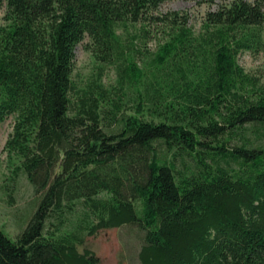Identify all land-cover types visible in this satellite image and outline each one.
Masks as SVG:
<instances>
[{
	"label": "trees",
	"instance_id": "trees-1",
	"mask_svg": "<svg viewBox=\"0 0 264 264\" xmlns=\"http://www.w3.org/2000/svg\"><path fill=\"white\" fill-rule=\"evenodd\" d=\"M164 1L0 0V121L15 114L13 178L37 194L15 238L0 227V264H101L80 245L124 224L142 264H264V82L238 60L264 0L209 10L198 33ZM86 36L112 87L76 88Z\"/></svg>",
	"mask_w": 264,
	"mask_h": 264
},
{
	"label": "rangeland",
	"instance_id": "rangeland-1",
	"mask_svg": "<svg viewBox=\"0 0 264 264\" xmlns=\"http://www.w3.org/2000/svg\"><path fill=\"white\" fill-rule=\"evenodd\" d=\"M233 0H165L159 10L175 9L187 12L190 24L195 32L202 30V25L209 10L228 5ZM254 2L255 0H249ZM7 7H0V25L6 22ZM134 31V30H133ZM91 39L86 36L75 48V65L73 80L79 91L89 88L99 81L107 87L118 82V71L114 64L98 60L89 44ZM140 49L145 53L156 47V39L149 40L147 45L139 42ZM148 47V48H147ZM145 53L138 51L136 60L143 65ZM245 71L255 77L258 82H264V26L261 27V40L253 42L251 48H244L238 57ZM76 93L74 91L73 95ZM128 103H132L128 102ZM15 123V114H9L0 121V227L11 237H16L26 225L37 204V194L34 186L24 172L13 178L14 170L20 163V156L10 152L6 142ZM248 136L255 139V133L248 131ZM236 140L232 141L235 143ZM61 144L57 140L55 146ZM53 143L49 149L53 148ZM144 240V231L136 225L108 227L99 230L95 235L88 236L86 242L80 245L93 249L101 258V264H142L139 251Z\"/></svg>",
	"mask_w": 264,
	"mask_h": 264
}]
</instances>
